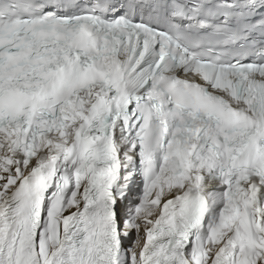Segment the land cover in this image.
<instances>
[{"label":"snow or ice","instance_id":"6c2138e0","mask_svg":"<svg viewBox=\"0 0 264 264\" xmlns=\"http://www.w3.org/2000/svg\"><path fill=\"white\" fill-rule=\"evenodd\" d=\"M0 264H264V0H0Z\"/></svg>","mask_w":264,"mask_h":264}]
</instances>
